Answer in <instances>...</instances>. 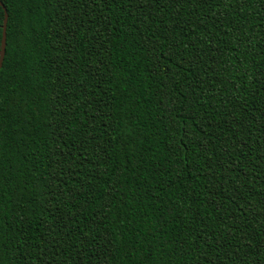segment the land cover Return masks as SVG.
Listing matches in <instances>:
<instances>
[{
    "label": "trees",
    "instance_id": "1",
    "mask_svg": "<svg viewBox=\"0 0 264 264\" xmlns=\"http://www.w3.org/2000/svg\"><path fill=\"white\" fill-rule=\"evenodd\" d=\"M0 4V264H264V0Z\"/></svg>",
    "mask_w": 264,
    "mask_h": 264
},
{
    "label": "water",
    "instance_id": "2",
    "mask_svg": "<svg viewBox=\"0 0 264 264\" xmlns=\"http://www.w3.org/2000/svg\"><path fill=\"white\" fill-rule=\"evenodd\" d=\"M4 12L5 13H4V22H3V33H2V39H1V45H0V70L3 64V60L5 57V50H6V25H7L8 16L6 14L5 9H4Z\"/></svg>",
    "mask_w": 264,
    "mask_h": 264
}]
</instances>
